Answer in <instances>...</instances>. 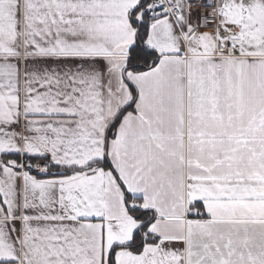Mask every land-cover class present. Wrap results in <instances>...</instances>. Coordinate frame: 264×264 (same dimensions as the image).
<instances>
[{
    "label": "snow or ice",
    "instance_id": "1",
    "mask_svg": "<svg viewBox=\"0 0 264 264\" xmlns=\"http://www.w3.org/2000/svg\"><path fill=\"white\" fill-rule=\"evenodd\" d=\"M0 264H264V0H0Z\"/></svg>",
    "mask_w": 264,
    "mask_h": 264
}]
</instances>
